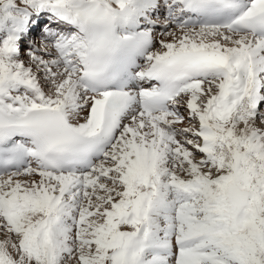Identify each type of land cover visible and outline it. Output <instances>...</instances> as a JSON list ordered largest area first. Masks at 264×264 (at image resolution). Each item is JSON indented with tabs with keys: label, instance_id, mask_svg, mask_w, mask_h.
<instances>
[{
	"label": "snow or ice",
	"instance_id": "1",
	"mask_svg": "<svg viewBox=\"0 0 264 264\" xmlns=\"http://www.w3.org/2000/svg\"><path fill=\"white\" fill-rule=\"evenodd\" d=\"M0 264H264V0H0Z\"/></svg>",
	"mask_w": 264,
	"mask_h": 264
}]
</instances>
